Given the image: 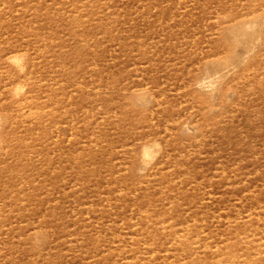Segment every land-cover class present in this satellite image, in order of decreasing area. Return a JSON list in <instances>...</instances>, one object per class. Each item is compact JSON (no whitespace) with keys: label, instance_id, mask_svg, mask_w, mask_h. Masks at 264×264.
<instances>
[{"label":"rangeland","instance_id":"374dc122","mask_svg":"<svg viewBox=\"0 0 264 264\" xmlns=\"http://www.w3.org/2000/svg\"><path fill=\"white\" fill-rule=\"evenodd\" d=\"M0 264H264V0H0Z\"/></svg>","mask_w":264,"mask_h":264}]
</instances>
